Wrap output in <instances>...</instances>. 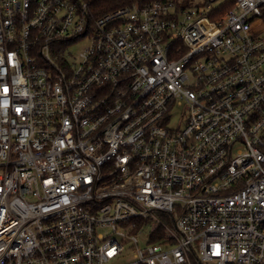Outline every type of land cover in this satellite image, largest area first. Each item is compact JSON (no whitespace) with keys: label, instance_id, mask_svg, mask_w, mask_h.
<instances>
[{"label":"built area","instance_id":"2783aa9c","mask_svg":"<svg viewBox=\"0 0 264 264\" xmlns=\"http://www.w3.org/2000/svg\"><path fill=\"white\" fill-rule=\"evenodd\" d=\"M217 2L0 0V264H264V0Z\"/></svg>","mask_w":264,"mask_h":264},{"label":"trees","instance_id":"16d2710c","mask_svg":"<svg viewBox=\"0 0 264 264\" xmlns=\"http://www.w3.org/2000/svg\"><path fill=\"white\" fill-rule=\"evenodd\" d=\"M89 4L90 10L97 17L114 11L118 8L124 6L140 5L144 6L156 1H173L178 8L181 10L187 9L189 5V0H86ZM233 5L232 1H228L226 4L222 5L216 14H212L210 17L212 20L215 18H220L224 15ZM213 13V12H212Z\"/></svg>","mask_w":264,"mask_h":264},{"label":"rangeland","instance_id":"374dc122","mask_svg":"<svg viewBox=\"0 0 264 264\" xmlns=\"http://www.w3.org/2000/svg\"><path fill=\"white\" fill-rule=\"evenodd\" d=\"M81 1H86V0H81ZM198 0H189V8H192L194 6V4L197 2ZM199 1H205V0H199ZM228 1H232V0H218V2L215 4V7L219 6L221 7L222 5L226 4ZM87 2V1H86ZM85 48V44H77L73 49H72V52H73V56H74V59L73 61H78V58H79V54L83 51V49ZM184 111L183 109H179L178 111L175 112L174 116H173V119L171 121V125L174 126V127H177L179 124H180V120H181V117L183 115ZM146 233H148L150 235V228H148L146 230ZM145 239H146V236H140L139 237V240L141 241V245H144L145 243ZM127 259L125 258H115L111 261L112 264H122L123 262H125Z\"/></svg>","mask_w":264,"mask_h":264}]
</instances>
